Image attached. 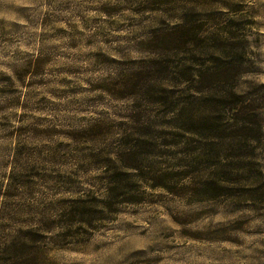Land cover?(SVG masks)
<instances>
[{"label":"rangeland","instance_id":"374dc122","mask_svg":"<svg viewBox=\"0 0 264 264\" xmlns=\"http://www.w3.org/2000/svg\"><path fill=\"white\" fill-rule=\"evenodd\" d=\"M0 264H264V0H0Z\"/></svg>","mask_w":264,"mask_h":264},{"label":"trees","instance_id":"16d2710c","mask_svg":"<svg viewBox=\"0 0 264 264\" xmlns=\"http://www.w3.org/2000/svg\"><path fill=\"white\" fill-rule=\"evenodd\" d=\"M232 78V77H231ZM231 78H229V79H231ZM226 80H228V78H226ZM255 129L257 130V131H259L260 130V125L259 124H257V122L255 121Z\"/></svg>","mask_w":264,"mask_h":264}]
</instances>
